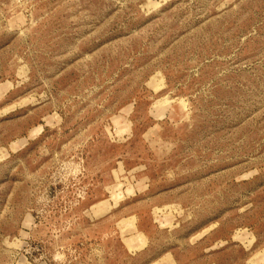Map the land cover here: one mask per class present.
<instances>
[{
	"label": "rangeland",
	"instance_id": "rangeland-1",
	"mask_svg": "<svg viewBox=\"0 0 264 264\" xmlns=\"http://www.w3.org/2000/svg\"><path fill=\"white\" fill-rule=\"evenodd\" d=\"M0 264H264V0H0Z\"/></svg>",
	"mask_w": 264,
	"mask_h": 264
}]
</instances>
